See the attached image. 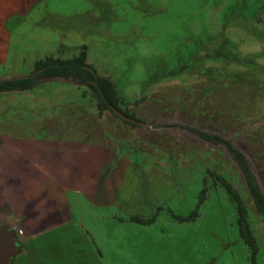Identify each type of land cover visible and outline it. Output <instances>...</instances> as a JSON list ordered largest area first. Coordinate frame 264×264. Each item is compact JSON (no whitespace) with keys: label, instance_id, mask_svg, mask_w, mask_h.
<instances>
[{"label":"rangeland","instance_id":"1","mask_svg":"<svg viewBox=\"0 0 264 264\" xmlns=\"http://www.w3.org/2000/svg\"><path fill=\"white\" fill-rule=\"evenodd\" d=\"M10 28L1 79L87 46L88 63L114 83L123 108L152 125L100 116L88 88L65 79L0 93V140L58 169L96 163L94 173L67 176L83 181L81 191L69 194L71 220L59 207L53 230L45 191L29 207L36 191H14L0 174V227L23 231L14 264H254L219 176L244 199L264 264V218L238 164L178 127L233 141L264 190V0H46ZM35 217L42 223L32 225Z\"/></svg>","mask_w":264,"mask_h":264},{"label":"trees","instance_id":"2","mask_svg":"<svg viewBox=\"0 0 264 264\" xmlns=\"http://www.w3.org/2000/svg\"><path fill=\"white\" fill-rule=\"evenodd\" d=\"M61 79L69 80L78 86L87 87L88 90L84 93V97L90 95L100 116L105 112H111L115 117L126 124L140 126L139 124H133L116 115L115 112L118 110L126 117L135 119L139 123L141 122L133 113L123 108L125 102L114 83L109 78L99 75L97 70L88 63L87 46H81L79 48V53L69 59L48 56L38 60L35 64L33 73L25 78H0V93L30 91L36 89L43 82ZM178 127L190 131L206 142L221 145L227 149L242 171L255 206L259 214L264 218V190L246 154L239 149L233 141L219 134L211 133L190 125H179ZM219 181L226 188L230 198L235 204L240 235L251 254L252 262L257 264V255L259 252L258 241L254 236L248 220L249 210L247 205L239 191L230 181L221 176H219ZM204 192L206 193V191ZM195 217H198V212L195 213ZM180 220L183 221L184 219ZM131 221L139 224H151L155 219L146 220L140 217H133Z\"/></svg>","mask_w":264,"mask_h":264},{"label":"crops","instance_id":"3","mask_svg":"<svg viewBox=\"0 0 264 264\" xmlns=\"http://www.w3.org/2000/svg\"><path fill=\"white\" fill-rule=\"evenodd\" d=\"M44 1L46 0H0V66L5 65L10 42L13 39L10 28L11 23L14 22L15 25H18L22 22V19L26 18L34 11L39 3ZM94 161L93 158L86 161L84 159H79L76 163V171H67L64 168L58 169L50 166L46 156H41L40 159H38L35 152H32L31 149L27 152L17 150L16 143L9 145L6 141L0 140V174L11 177V182L15 184L14 191H16V189L36 191L33 196L30 195L32 198L29 199L34 200V202L30 201L29 207L34 206L35 208L38 205V203L35 202L36 199H40L38 196L41 193L39 192L45 191V196L41 198L40 201H44L43 206L46 208L44 221L46 225H50L48 226L50 227L49 230L58 227L56 222L59 215V207L67 205L70 208L68 210L70 218L66 223L72 218L70 215L72 214L73 204L70 203L69 194L72 191L78 194L79 191H81V184L83 181L78 178L75 184V182H73L74 179L67 176L71 174H84L86 167L90 169V172L92 171L91 173H94V169H92L95 168L94 166L96 165ZM71 183L74 184L75 187H71ZM94 183L95 180H92L88 184L94 187ZM24 185L27 187L23 188ZM29 221L32 225L42 223L41 219L36 217L34 219H29Z\"/></svg>","mask_w":264,"mask_h":264},{"label":"water","instance_id":"4","mask_svg":"<svg viewBox=\"0 0 264 264\" xmlns=\"http://www.w3.org/2000/svg\"><path fill=\"white\" fill-rule=\"evenodd\" d=\"M116 115L124 120H128L133 124H139L145 128H151V124L138 122L135 119L126 117L122 112L116 111ZM22 249V244L18 240L16 231L9 225H2L0 227V264H13L18 253Z\"/></svg>","mask_w":264,"mask_h":264},{"label":"built area","instance_id":"5","mask_svg":"<svg viewBox=\"0 0 264 264\" xmlns=\"http://www.w3.org/2000/svg\"><path fill=\"white\" fill-rule=\"evenodd\" d=\"M17 234H18V235H23V231L20 230V231L17 232Z\"/></svg>","mask_w":264,"mask_h":264}]
</instances>
